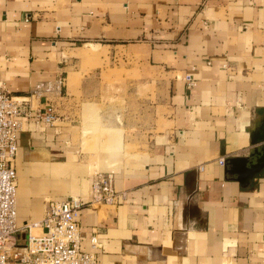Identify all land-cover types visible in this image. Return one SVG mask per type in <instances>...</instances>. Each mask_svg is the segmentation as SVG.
I'll return each mask as SVG.
<instances>
[{"label": "crops", "instance_id": "crops-1", "mask_svg": "<svg viewBox=\"0 0 264 264\" xmlns=\"http://www.w3.org/2000/svg\"><path fill=\"white\" fill-rule=\"evenodd\" d=\"M106 62L140 85L118 109L124 127L140 129L129 157L121 136L80 152L63 126L78 121L79 96L98 102ZM57 76V123L25 120L16 136L18 228L48 201L86 198L96 170L124 194L79 213L80 248L97 264H264V168L243 190L218 164L247 156L264 116V0H0L4 92L23 96Z\"/></svg>", "mask_w": 264, "mask_h": 264}, {"label": "built area", "instance_id": "built-area-1", "mask_svg": "<svg viewBox=\"0 0 264 264\" xmlns=\"http://www.w3.org/2000/svg\"><path fill=\"white\" fill-rule=\"evenodd\" d=\"M193 86L194 82L187 78V89ZM63 93L61 76L35 83L23 96H11L0 85V264H97L93 253L80 248L79 213L83 208L118 205L124 198L122 192L114 190L112 174L95 171L90 175L86 198L48 201L39 220L16 226L13 167L16 136L25 120L53 124L56 120L53 104ZM222 163L219 159L218 164ZM21 234H25L23 241L19 238Z\"/></svg>", "mask_w": 264, "mask_h": 264}, {"label": "rangeland", "instance_id": "rangeland-1", "mask_svg": "<svg viewBox=\"0 0 264 264\" xmlns=\"http://www.w3.org/2000/svg\"><path fill=\"white\" fill-rule=\"evenodd\" d=\"M122 66L123 65H120L118 66V68H116L115 66L111 67V65H108V63L106 62L103 65V68L100 69V77L102 78H94L96 81H98L99 84L98 102L96 101L97 97L95 96H79V98L83 100L82 103L84 105H80V112L78 111V123L73 122L71 123V125L63 124V126L66 129H69V131L71 132L73 145L78 150H80V152L90 153L94 152L97 149L106 147L113 149L116 144L115 142H117L120 136L125 144L118 145V148L123 151L126 157H129L132 151H139L138 145L131 144L129 142V139L132 134H138L140 129L124 127V123L122 121L126 119L122 115L124 113L121 110L119 111L118 109L126 103V90L129 87L133 89L135 88V90L139 89L140 85L138 81H134V79L132 78L121 79V76L124 74ZM130 81L131 83H129ZM133 82L135 83V85H133ZM114 93L116 101H114L113 99ZM137 93L139 94V92ZM88 103L94 104V108H90L89 111L86 109ZM97 109L100 110L98 117L89 119L92 125H88L86 123V120L84 123L83 112L85 115L87 113L91 115V111L94 112ZM95 114L96 113H93V115ZM159 114L160 112L157 111L156 115ZM55 123H57V121ZM73 125H75L74 128H72ZM160 130H162V127L160 126L159 122H157L156 127L153 129V133L155 134ZM95 171L96 170H93L90 173L92 174ZM19 243H21V241Z\"/></svg>", "mask_w": 264, "mask_h": 264}, {"label": "water", "instance_id": "water-1", "mask_svg": "<svg viewBox=\"0 0 264 264\" xmlns=\"http://www.w3.org/2000/svg\"><path fill=\"white\" fill-rule=\"evenodd\" d=\"M249 139L251 148L246 157H226L222 163L223 179L237 182L243 190L249 187L255 176L264 168V116L250 129ZM19 238L23 241L25 234H21Z\"/></svg>", "mask_w": 264, "mask_h": 264}]
</instances>
